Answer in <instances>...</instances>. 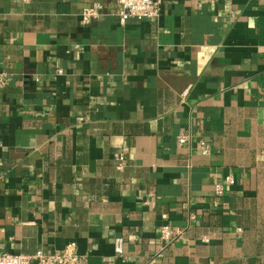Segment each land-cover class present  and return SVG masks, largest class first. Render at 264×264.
<instances>
[{"label": "crops", "instance_id": "1", "mask_svg": "<svg viewBox=\"0 0 264 264\" xmlns=\"http://www.w3.org/2000/svg\"><path fill=\"white\" fill-rule=\"evenodd\" d=\"M1 76L0 252L264 264V0H0Z\"/></svg>", "mask_w": 264, "mask_h": 264}, {"label": "built area", "instance_id": "2", "mask_svg": "<svg viewBox=\"0 0 264 264\" xmlns=\"http://www.w3.org/2000/svg\"><path fill=\"white\" fill-rule=\"evenodd\" d=\"M162 0H116V15L121 24L127 21H140L144 19L155 18L159 15L161 10ZM103 5L94 3L93 5L84 8L80 12V21L87 24L93 20L98 19L102 15ZM62 70H59L60 73ZM8 78L6 76L0 77V88H2ZM188 138L181 133L177 137V142L185 144ZM199 149L202 154L210 153V144L201 140ZM115 167L122 170L125 166V155L122 152L114 154ZM230 177H225V182H230ZM217 194L222 193V185H216ZM193 217V216H192ZM180 230L171 227L169 224L160 226L158 238L167 245L173 242L180 236ZM123 239L116 237L114 239V250L117 254L122 253ZM0 264H86V258L80 255L77 251L75 242H70L60 249H54L49 252L42 250L36 251L33 255L15 254L10 252H0Z\"/></svg>", "mask_w": 264, "mask_h": 264}]
</instances>
